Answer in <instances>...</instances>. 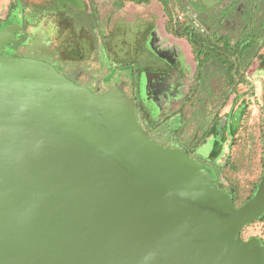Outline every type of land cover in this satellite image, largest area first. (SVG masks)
Returning <instances> with one entry per match:
<instances>
[{
    "label": "water",
    "instance_id": "95a60500",
    "mask_svg": "<svg viewBox=\"0 0 264 264\" xmlns=\"http://www.w3.org/2000/svg\"><path fill=\"white\" fill-rule=\"evenodd\" d=\"M263 208L264 173L234 208L146 138L122 89L96 97L48 63L0 59V264H264L240 237Z\"/></svg>",
    "mask_w": 264,
    "mask_h": 264
},
{
    "label": "rangeland",
    "instance_id": "374dc122",
    "mask_svg": "<svg viewBox=\"0 0 264 264\" xmlns=\"http://www.w3.org/2000/svg\"><path fill=\"white\" fill-rule=\"evenodd\" d=\"M8 1L4 7L7 11L6 16L0 17V38L10 31L13 33L11 39L7 40L0 49V59L2 60L28 59L50 63L60 72L66 68L72 73L73 80L94 88H101L105 78L112 72L117 73L123 82L131 85L130 70L135 66L134 58L132 54L126 57L122 56L124 49H121L120 45L126 35V37L128 36V45L132 50L134 45L142 42L143 36L140 33L143 32L145 26L151 25L157 31L156 34L167 41L165 44L168 47L157 49L149 46L143 56L145 60L147 59L141 65L143 68H156L158 65L168 67L170 65L166 62L168 57L173 55L172 52L177 53L178 48H181L191 64L189 47L186 42L174 39L164 31L165 16L161 6L155 1L146 6L127 3L121 9L113 6L111 0H94V6L99 10L101 17L97 23L91 18L89 0H22L20 3L18 0ZM206 1L209 0H178L177 19L180 21L186 19L189 23L204 30V23L200 20H203V15L195 17L194 14L205 9ZM259 1L261 8L258 20L261 15L264 18V0ZM185 6H188L190 11ZM211 6L212 4H210ZM144 23L146 25H143ZM20 26L23 27L22 32L20 29L17 30ZM101 37L106 38V49L109 50L111 47L119 55H114V51L105 54ZM119 64H129V66L119 69L113 67ZM142 79L146 80L143 77ZM252 85L255 90L254 96L249 95V88H252ZM143 88L146 89V97L149 98V101H153L160 108L170 105L176 100V94L171 90L172 87L163 86L159 80L146 81V88L145 86ZM212 88L222 89L216 80ZM233 101L240 110L242 106L247 108L246 114L242 118V121L246 118V123L241 127V135L235 134L230 143V133L225 132L223 139L219 141V149L215 151L212 134H208L200 143L196 156L203 161L222 162L231 152L232 155L238 156L236 161H239L240 164L244 153H246V148L248 155H250L249 152L251 153V159L246 165L251 164L253 168L250 166L244 171L239 166L238 171H228L239 172L238 178L244 180L242 190L246 191L247 183L255 179L258 174L257 163L264 149V136L261 135L263 125L260 126L259 123L261 112H264L263 55L256 59L250 67L247 74V85L238 88V93L234 96ZM175 124V121L172 120L165 125L162 128L164 134L169 135L175 128ZM248 137L254 139L250 140ZM223 184L221 188H224ZM262 232H264V224L260 226L255 223L245 231V234L256 235Z\"/></svg>",
    "mask_w": 264,
    "mask_h": 264
},
{
    "label": "flooded vegetation",
    "instance_id": "af4514ba",
    "mask_svg": "<svg viewBox=\"0 0 264 264\" xmlns=\"http://www.w3.org/2000/svg\"><path fill=\"white\" fill-rule=\"evenodd\" d=\"M249 1L252 0H209L205 3V9L200 11V13H195L194 16L200 17V15H203V20H200L204 23V32L208 34L218 32L220 34L234 36L239 32L245 21V12ZM253 1L260 3L259 0ZM176 3L178 6V0H176ZM210 4H212L211 7ZM185 7L190 11L188 6ZM256 17L258 20V13ZM259 19L262 20V27L257 29V31H259L258 35H260L258 46H260L261 41H264V18L261 16ZM143 25L146 24L144 23ZM152 27L153 26L151 25L145 26L143 32L140 33L143 36L142 42L134 45L132 50L130 49V45H128V36L126 37V35L124 41L120 45L121 49H124L122 56L126 57L129 56V54H132V57L134 58L135 66L130 70L132 76L131 85L123 82L119 75L113 72L105 78L101 88L89 87L88 85L73 80L72 73L66 68L62 69L63 72L58 71V73L78 85L80 88L89 90L96 97H102L105 95L108 88L112 85H119L123 89L125 95L132 101L133 116L142 133L150 141L161 148L169 151L181 152L185 154L190 161L201 165L204 171L210 175L215 189L224 193L223 188H221L222 181L216 175V172H220L221 162L203 161L196 156V151L200 143L208 134H212L215 151L219 149V141L220 139H223V134L225 132L228 134L230 133V143L231 140L234 139L235 134H237L241 126L242 118L247 108L242 106V109L240 110L239 106L236 105L233 99L238 93V88L244 86V84H240L235 89L230 101L223 107L216 117L215 113L218 111V106L215 108L213 105L208 104V106H205L204 113L203 109H200L196 114L192 115L193 120H191L192 122L189 124L191 126L188 125V130L191 131L190 133L186 132L187 129L185 127L177 132L178 127L181 126L179 112L183 107L186 97L192 94V91L197 89H204L205 95L209 96L215 80H219L223 74L218 70L216 63H210L203 67H199L200 65L193 58L189 46L191 64L184 56L181 48H178L177 53L172 52L173 55L168 57L166 61L170 64L168 67L158 65L156 68H143V66H141L143 65L142 63L147 61L143 56L149 46L156 47L157 49L168 47V45L165 44L167 41L163 40L159 34H156L157 31ZM22 28L23 27L20 26L17 30L20 29L22 32ZM109 48V54L113 53L112 51L114 50L111 47ZM113 54L119 55L117 51H114ZM262 55L264 56V42L256 59ZM48 64L51 65L50 63ZM124 65H127L125 67L129 66V64ZM54 68L58 70L57 67ZM142 77L146 80L144 81ZM156 80L162 82V85L165 87H172L171 90L176 94V100L163 108L154 104L153 101H149V98L146 97V89L144 90L143 88V86L146 88V81L154 82ZM252 87L254 86L252 85ZM212 112H214V114H211ZM172 120L176 123L175 128L169 135H166L162 128ZM215 179L216 181L214 182Z\"/></svg>",
    "mask_w": 264,
    "mask_h": 264
},
{
    "label": "trees",
    "instance_id": "16d2710c",
    "mask_svg": "<svg viewBox=\"0 0 264 264\" xmlns=\"http://www.w3.org/2000/svg\"><path fill=\"white\" fill-rule=\"evenodd\" d=\"M21 1L22 0H18L19 3ZM152 1L157 2L161 6L162 12L165 16L163 27L166 34L170 35L175 39L185 41L186 44L190 47V51L193 58L199 63V67H203L210 63H216L218 70L223 74L221 78L217 80L218 86L222 88L221 90L213 88L211 90V94L209 96H206L204 89H197L195 91H192V94L186 97L183 103V107L179 112V121L181 126L178 127L177 132L185 127L187 129L186 132L190 133L191 131L188 130V128L189 126H191L189 125L190 122H192L191 120H193L192 115L196 114L200 109H203L204 113L205 106H208L209 104L213 105L215 108L218 106V111L215 113L216 117L221 112L223 107L230 101L235 89L240 84H244L245 86L247 85V73L252 64L254 63L258 52H260V50L262 49V45L264 42L261 41L260 46H258V40H260V35H258L259 31H257V29L262 27V20H257L256 16L257 13H259L260 11L261 6L259 3H256L253 0L249 1L245 12L246 18L241 29L234 36H230L220 34L218 32H212L208 34L203 30L199 29L197 26H194L193 24L189 23L186 19L182 21L178 20L176 0H111L112 5L116 8H122L127 3L136 6H146ZM94 3V0H89V4L91 6V18L95 23H97V21H100L101 17L99 10L95 8ZM105 40L106 38L101 37L103 50L106 54L109 53V50L105 47ZM125 66L127 65L123 64L116 66L115 68L118 69ZM112 86L122 89L117 84ZM254 93V87L249 88V95L254 96ZM125 97L131 103L133 114L132 101L126 95ZM211 114H214V112H212ZM245 123L246 118L243 119L241 126L237 132L240 135L242 131L241 127ZM259 123L260 126L263 125V131L261 132V135L264 136V112H261V116L259 117ZM248 139L253 140L254 138L248 137ZM230 149H232V147H230ZM245 150L246 153H244L242 157V162H240V164L238 163L239 161H236L238 156L235 154L232 155L230 152L227 158L220 163V172H216L217 177H219L220 180L223 181L222 184L224 183V194L229 197L234 208H238L253 199L264 173L263 149V152L259 156L257 163L258 174L256 178L247 183V185L245 186L247 189L246 191L242 190L244 180H242V178H238L237 175L239 172L228 171H238L239 166L245 171L251 166V164L246 165V163L251 159V153L249 152L250 155H248V151L246 148ZM215 181L216 179L214 180V182ZM255 223H258L260 224V226H263L264 208L262 213L254 222L248 224L241 230L240 237L243 241L247 239H256L264 248V232H262L260 236L255 237L250 236L249 233L247 235L245 234V231L248 230Z\"/></svg>",
    "mask_w": 264,
    "mask_h": 264
},
{
    "label": "crops",
    "instance_id": "0c3cea01",
    "mask_svg": "<svg viewBox=\"0 0 264 264\" xmlns=\"http://www.w3.org/2000/svg\"><path fill=\"white\" fill-rule=\"evenodd\" d=\"M8 2H9L8 0H0V17L6 16L7 11L4 7H5V5H7ZM10 2H12V0H10Z\"/></svg>",
    "mask_w": 264,
    "mask_h": 264
},
{
    "label": "built area",
    "instance_id": "2783aa9c",
    "mask_svg": "<svg viewBox=\"0 0 264 264\" xmlns=\"http://www.w3.org/2000/svg\"><path fill=\"white\" fill-rule=\"evenodd\" d=\"M261 235V233H259V234H250V236H260Z\"/></svg>",
    "mask_w": 264,
    "mask_h": 264
}]
</instances>
